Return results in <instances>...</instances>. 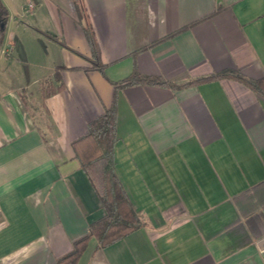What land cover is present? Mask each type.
I'll use <instances>...</instances> for the list:
<instances>
[{
	"label": "crops",
	"instance_id": "obj_1",
	"mask_svg": "<svg viewBox=\"0 0 264 264\" xmlns=\"http://www.w3.org/2000/svg\"><path fill=\"white\" fill-rule=\"evenodd\" d=\"M3 2L0 264H55L105 214L73 141L114 102L143 224L77 264H264V94L196 81L264 79V0ZM134 71L168 83L124 84Z\"/></svg>",
	"mask_w": 264,
	"mask_h": 264
},
{
	"label": "trees",
	"instance_id": "obj_2",
	"mask_svg": "<svg viewBox=\"0 0 264 264\" xmlns=\"http://www.w3.org/2000/svg\"><path fill=\"white\" fill-rule=\"evenodd\" d=\"M9 19V8L3 0H0V50L4 43ZM86 32L90 37L96 54V59H93V62L96 66L102 68L95 47V41L89 31ZM56 76L60 78L58 71L56 72ZM224 77L236 78L249 85L255 91L264 94V79H254L233 69L200 77L196 81ZM122 81L124 84L168 83V80L160 75L143 74L138 71H134ZM50 86L49 82L43 83L44 96L49 94L47 90ZM116 111V104L114 102L101 115L89 121L87 132L73 141L75 154L97 191L105 214L93 221L89 231L76 240L73 249L59 257L55 264H77L92 237L98 239V248H100L122 238L143 224L142 212L133 206L115 170L114 147L117 140Z\"/></svg>",
	"mask_w": 264,
	"mask_h": 264
},
{
	"label": "rangeland",
	"instance_id": "obj_3",
	"mask_svg": "<svg viewBox=\"0 0 264 264\" xmlns=\"http://www.w3.org/2000/svg\"><path fill=\"white\" fill-rule=\"evenodd\" d=\"M17 6V5H16ZM17 8H14L13 10L12 9H9V12H10V15H11V13H16V10Z\"/></svg>",
	"mask_w": 264,
	"mask_h": 264
},
{
	"label": "water",
	"instance_id": "obj_4",
	"mask_svg": "<svg viewBox=\"0 0 264 264\" xmlns=\"http://www.w3.org/2000/svg\"><path fill=\"white\" fill-rule=\"evenodd\" d=\"M260 246H261V247H264V239L261 240V242H260Z\"/></svg>",
	"mask_w": 264,
	"mask_h": 264
},
{
	"label": "built area",
	"instance_id": "obj_5",
	"mask_svg": "<svg viewBox=\"0 0 264 264\" xmlns=\"http://www.w3.org/2000/svg\"><path fill=\"white\" fill-rule=\"evenodd\" d=\"M31 5V4H30Z\"/></svg>",
	"mask_w": 264,
	"mask_h": 264
}]
</instances>
